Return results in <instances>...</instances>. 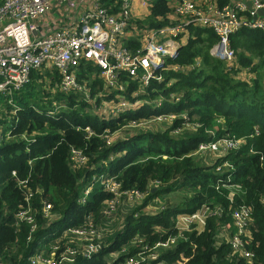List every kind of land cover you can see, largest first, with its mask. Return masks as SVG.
Instances as JSON below:
<instances>
[{
	"label": "trees",
	"instance_id": "obj_1",
	"mask_svg": "<svg viewBox=\"0 0 264 264\" xmlns=\"http://www.w3.org/2000/svg\"><path fill=\"white\" fill-rule=\"evenodd\" d=\"M204 3L209 13L218 12L212 6L228 5L237 19L251 20L236 1ZM103 4L115 14L120 1ZM170 16L167 1L154 0L145 17L130 21L159 28L176 22ZM175 40L178 51L165 57L147 85L129 81L122 96L143 101L131 112L95 114V104L117 99L105 89L97 92L102 80L88 62L79 66L77 79L90 100L79 92L60 93L57 73L43 67L12 92L11 104L0 96V264H31L40 243L56 238L60 253L78 250L73 262L57 255L51 264H128L142 246V264H264V27L229 34L232 60L211 53L219 40L212 27L190 24ZM128 43L139 46L138 40ZM44 77L53 78L49 90ZM170 114L171 120L154 119ZM115 135L107 144L106 136ZM221 138L242 143L206 161L211 152L198 145ZM108 176L116 177L120 196L102 191ZM133 191L143 194L140 204L127 197ZM115 198L109 212L107 201ZM202 209L200 229L196 221L176 219ZM70 226L93 230L99 251L81 257L89 241L66 231ZM43 253L49 257V246Z\"/></svg>",
	"mask_w": 264,
	"mask_h": 264
},
{
	"label": "built area",
	"instance_id": "obj_2",
	"mask_svg": "<svg viewBox=\"0 0 264 264\" xmlns=\"http://www.w3.org/2000/svg\"><path fill=\"white\" fill-rule=\"evenodd\" d=\"M119 1L120 6L116 8L118 12L108 14L102 7L103 0H0V96L6 97L7 102L11 104L12 92L29 82L31 71L43 67L57 73L60 79L58 88L62 92L83 93L90 100L88 88L77 79L79 66L88 62L106 79L108 90L120 93V96L116 97L117 101L109 100L104 104V111H111L103 114L118 113L128 107L136 109L143 105V101L130 102L122 96L127 93L129 81L137 82L142 87L147 85L154 78L155 69L164 64L165 57H173L176 54L179 43L175 37L185 31L190 22L194 21L197 26L214 28L219 40L211 49V53L227 60L233 58V51L229 47V34L243 26L264 27V18L259 17V14L264 12V0H233L239 10H249L251 20L245 17L237 19L228 5L221 10L212 6L210 8L218 12L209 13L200 7H194L193 0H166L174 16L172 20L176 22L159 28L137 27L130 21L134 19V0ZM141 2L150 12L154 0ZM190 3L194 11L191 10ZM113 4V7H116L117 3ZM135 40L139 41V46L132 44V47H129L131 43L128 42ZM136 95L137 93H134V96ZM164 117L166 115L156 118L162 120ZM167 117L172 119L173 115ZM236 146L235 139L221 138L216 142L200 144L198 149L221 156ZM77 159L83 160L81 156ZM102 185L111 195L120 196V184L116 177L103 179ZM90 188L91 186L85 188L78 202L84 203ZM128 196L132 199L140 195L139 192L133 191L127 193ZM115 200L118 199L107 201L109 212L113 211ZM204 212L205 209H202L191 215L182 214L178 221H185L183 223L189 225L194 218L201 217L203 220ZM90 219V216L86 217V220ZM86 222L83 224L86 225ZM70 228L71 226L66 231ZM70 230L84 241H89L87 245H82L79 252L81 257L89 258L99 251L100 245L91 241L95 233L93 230ZM57 240L58 238L53 244H43L40 251L28 258L29 262L51 264L57 255L61 260L73 262L78 249L67 247L60 253ZM237 245L238 242L235 241L234 247ZM46 246L50 248L48 258H45L43 253ZM242 254L250 256L244 252ZM135 255L137 259L127 258L128 264L143 263V246ZM150 256L152 259L157 257Z\"/></svg>",
	"mask_w": 264,
	"mask_h": 264
},
{
	"label": "crops",
	"instance_id": "obj_3",
	"mask_svg": "<svg viewBox=\"0 0 264 264\" xmlns=\"http://www.w3.org/2000/svg\"><path fill=\"white\" fill-rule=\"evenodd\" d=\"M149 13V8H146L143 4H142V2H141V0H134V3H133V16H134V19H139V18H142V17H145L147 14ZM94 68H96L95 66H94ZM48 69V68H47ZM51 71H53V70H51ZM93 75L95 76V77H97V78H99L100 80H102V88L101 89H98V87H96V89H98V91L97 92H99V91H103L104 89L107 91V93L110 95V94H112V95H114L113 97L114 98H116V97H119L120 95V93H117L116 91H114V90H108L107 89V81H106V79L104 78V77H101L100 75H99V72H98V69H96V70H94L93 71ZM48 78H50V79H48ZM48 79V80H47ZM52 77H44V81H46V83L44 84V86L45 85H47V87H46V89L47 90H49V84H51L52 83ZM58 79H59V77H58ZM55 81H58L57 82V85L59 84V81H60V79L59 80H57V79H54ZM59 89V88H58ZM50 92L51 93H55L56 92V90L54 89V88H51L50 89ZM59 92L60 93H62V91L59 89ZM70 92H74V91H70ZM64 93V92H63ZM69 93V92H68ZM68 93H65V94H68ZM117 99V98H116ZM111 100H113V99H111ZM94 102V101H93ZM107 102H109V101H104L103 102V104L102 105H99V106H97L96 104H95V107H92V109L95 111V114H99V115H103L102 113H109V111H111V110H109V111H104V104L105 103H107ZM94 106V105H93ZM65 107H67V106H65V105H63V106H61V108H65ZM106 109H109V107H106ZM116 110V109H115ZM114 110V111H115ZM135 109L134 108H131V107H128V108H126L125 110H123V111H129V112H131V111H134ZM121 112V111H120ZM106 115V114H105ZM108 115V114H107ZM131 125L133 126V127H135V126H139V128H141V129H143V123H141V124H139V125H137L134 121H132V123H131ZM90 130L89 129V127H86V130ZM134 133H130V134H126V135H122L121 136V138L120 139H123V138H126V137H130V136H132ZM109 135V134H108ZM106 141H114V140H116L117 139V136L115 135V136H106ZM85 190V189H84ZM90 191H91V188H90ZM139 195H140V197H143V194H141V193H139ZM135 199L136 198H138V197H134ZM146 207H148V206H146ZM42 244H43V242H41V244H40V246H42Z\"/></svg>",
	"mask_w": 264,
	"mask_h": 264
},
{
	"label": "rangeland",
	"instance_id": "obj_4",
	"mask_svg": "<svg viewBox=\"0 0 264 264\" xmlns=\"http://www.w3.org/2000/svg\"><path fill=\"white\" fill-rule=\"evenodd\" d=\"M205 2V0H193V5H194V7H202V8H204V7H206L207 5L204 3ZM190 8H191V10H193V8H192V4L190 3ZM194 11V10H193ZM174 18V16H171L170 17V19L172 20ZM243 71H244V73H246V69H243ZM1 103H4L2 100L0 101ZM2 107V106H1ZM1 109V108H0ZM2 111H5L4 109H1ZM2 111H0V117L2 116ZM155 120H157V118L155 117L154 118ZM164 119H167V120H171L170 118H168L167 117V115H166V117H164ZM88 130V129H87ZM237 141V145L238 144H240V143H242V140H240V139H237L236 140ZM111 143V142H110ZM109 143V144H110ZM214 156H212V154L210 155V154H208V155H206V161H209L210 159H212ZM85 161H83V162H81V163H84ZM234 189H236V188H234ZM142 199H143V197H140V196H138V198H136L135 200H137V202H138V204H140L141 203V201H142ZM133 200V199H132ZM164 202H165V200L164 199H162ZM137 202H135V203H137ZM131 203V202H130ZM135 203H131L132 205H134ZM130 204V205H131ZM123 208V207H122ZM125 210V208H123V211ZM148 211V210H147ZM182 215V213H180L179 214V216L178 217H180ZM200 220H202V218L200 217V219H193V221H196L197 223H198V225H197V228L198 229H200V226L202 225L201 223H200ZM183 222H185V221H183ZM65 238V237H64Z\"/></svg>",
	"mask_w": 264,
	"mask_h": 264
},
{
	"label": "clouds",
	"instance_id": "obj_5",
	"mask_svg": "<svg viewBox=\"0 0 264 264\" xmlns=\"http://www.w3.org/2000/svg\"><path fill=\"white\" fill-rule=\"evenodd\" d=\"M134 109H135V108H134ZM136 109H137V108H136ZM136 109H135V110H136ZM216 141H217V140H216ZM216 141H214V142H216ZM211 143H212V142H211ZM199 145H200V144H199ZM199 145H198V146H199ZM197 148H198V147H197ZM212 156L215 157V155H212ZM218 167H220V166H218ZM216 170H219V169L216 168ZM108 177H111V176H108ZM114 177H115V176H114ZM101 189H102V191H105V190L103 189V186H101ZM105 192H107V191H105ZM107 193H108V192H107ZM78 203H80V202H78ZM160 208H162V206H161ZM178 216H179V215L176 216V219H177V220H178V218H179ZM64 228H66V226L63 227L62 229H64ZM42 242H43V244H45V240H43ZM40 244H41V243H40ZM43 244H42V245H43ZM40 248H41V246H39V250H40ZM39 250H38V251H39ZM28 261H29V260H28Z\"/></svg>",
	"mask_w": 264,
	"mask_h": 264
},
{
	"label": "bare ground",
	"instance_id": "obj_6",
	"mask_svg": "<svg viewBox=\"0 0 264 264\" xmlns=\"http://www.w3.org/2000/svg\"><path fill=\"white\" fill-rule=\"evenodd\" d=\"M194 23H195L194 21L190 22V24H194Z\"/></svg>",
	"mask_w": 264,
	"mask_h": 264
},
{
	"label": "water",
	"instance_id": "obj_7",
	"mask_svg": "<svg viewBox=\"0 0 264 264\" xmlns=\"http://www.w3.org/2000/svg\"><path fill=\"white\" fill-rule=\"evenodd\" d=\"M178 51V50H177Z\"/></svg>",
	"mask_w": 264,
	"mask_h": 264
}]
</instances>
